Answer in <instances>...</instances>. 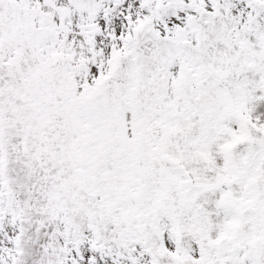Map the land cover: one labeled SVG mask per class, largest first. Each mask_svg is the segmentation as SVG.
Segmentation results:
<instances>
[{"label":"snow or ice","instance_id":"snow-or-ice-1","mask_svg":"<svg viewBox=\"0 0 264 264\" xmlns=\"http://www.w3.org/2000/svg\"><path fill=\"white\" fill-rule=\"evenodd\" d=\"M0 264H264V0H0Z\"/></svg>","mask_w":264,"mask_h":264}]
</instances>
